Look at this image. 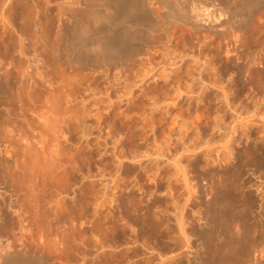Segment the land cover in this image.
Returning a JSON list of instances; mask_svg holds the SVG:
<instances>
[{
    "label": "rangeland",
    "instance_id": "374dc122",
    "mask_svg": "<svg viewBox=\"0 0 264 264\" xmlns=\"http://www.w3.org/2000/svg\"><path fill=\"white\" fill-rule=\"evenodd\" d=\"M156 1H144L154 25L141 51L104 63L95 43L65 46L72 31L86 37L85 0H0V254L46 264H264L259 63L243 78L221 70L231 45L228 54L242 53L235 64L246 62L237 17L227 47L224 35L176 23L167 40ZM88 46L93 64L73 56ZM197 57L222 88L199 79Z\"/></svg>",
    "mask_w": 264,
    "mask_h": 264
},
{
    "label": "bare ground",
    "instance_id": "6f19581e",
    "mask_svg": "<svg viewBox=\"0 0 264 264\" xmlns=\"http://www.w3.org/2000/svg\"><path fill=\"white\" fill-rule=\"evenodd\" d=\"M24 1V0H23ZM145 0H85V2L90 6V10L91 12H89L87 18V22H86V26H87V32H86V37L85 38H78L77 33L72 31L73 36L68 38L66 40L65 46L66 49L70 52H74V48L75 46H73L74 43H76L77 41H85L84 44L90 45L91 43H95V45L98 46V50L100 51V58L102 60V62L104 63H109V62H114V61H128L130 62V60H132L133 56H136V54H138V52H140V47L145 43V36L144 34L151 32V30L153 29V25L154 23L152 22L153 20L148 19L147 17H149V15H146V10H145ZM185 0H157L156 2L160 3L163 8H166V13L165 11H163V13H165V17L166 21L162 22V24L160 23L161 26V30L164 35H162V37H165V39L168 40V37L172 38L170 36V33H168V27L167 26H172L176 24H178L180 27L183 26L185 27L187 30L190 29V31H194L196 33H200V32H204L210 35H216V33H219L220 35H224L225 40L229 39V36H232V33H229L231 31L230 28L233 27V19H235L237 17V19H239V21H236V23H234V27L236 28H240V25H243V28L245 29V34H246V40H247V53L245 54V56H243V59H245L246 62L242 61V56H241V52L239 51V49H237L240 53L239 55L235 56L239 57L241 56L239 59H241V61L243 63H245V65H242L245 67H241L239 65L235 64L234 61V56H231L230 54H228V50L231 48V44L230 42L233 40H229L230 42L228 43L227 40L225 42H227L224 47H227V44L230 46V48H228V50L225 48V50H221L223 51L222 54L225 52L224 55V63L225 65H223L222 67L224 69L223 72H227L232 70L231 73H233L234 70H236V74L239 72L241 74V77L243 78V74L246 72L249 75V70L250 67H254L255 64H258L259 66L257 68H253L255 69V74L259 82H263L264 81V0H242L241 4L239 5H234L231 2H229L230 0H220L222 2V6L223 8H221V10H217V8H215L214 3L211 2V0H206V1H210L207 3L206 6L200 4L201 2H199V0H191L192 2L190 3V0H188L187 2ZM215 1V0H214ZM18 3V2H17ZM154 3V2H153ZM156 3V4H157ZM158 3V5H159ZM21 4V3H20ZM214 6V7H213ZM220 9V8H219ZM163 10V9H162ZM161 12V11H160ZM162 14V13H160ZM164 15V14H163ZM239 17V18H238ZM96 19V21L94 20ZM164 19V18H162ZM240 19H242L240 21ZM155 21V20H154ZM158 22V21H156ZM170 24V25H168ZM157 25V24H156ZM177 25V26H178ZM158 26V25H157ZM178 26V27H179ZM183 29V28H182ZM234 29V28H232ZM162 32H160V34H162ZM170 32V31H169ZM188 32V31H187ZM193 32V33H194ZM194 33V35L196 34ZM190 34V33H189ZM192 34V33H191ZM230 34V35H229ZM235 34V33H234ZM159 35V34H158ZM193 35V34H192ZM191 35V36H192ZM202 35V34H201ZM218 35V34H217ZM219 35V37H220ZM229 35V36H228ZM75 36V37H74ZM203 36V35H202ZM161 37V38H162ZM207 37V36H206ZM205 37V38H206ZM209 37V36H208ZM207 37V38H208ZM214 37V36H213ZM218 37V36H217ZM223 36H221L222 38ZM169 38V40H170ZM211 38V37H210ZM209 38V40H210ZM220 38V39H221ZM157 39V38H156ZM159 39V38H158ZM214 39V38H213ZM77 40V41H76ZM166 40V43H168ZM208 40V41H209ZM236 40V39H235ZM73 41H76L73 43ZM171 41V40H170ZM169 41V42H170ZM222 41H224V38L222 39ZM237 41V40H236ZM235 41V42H236ZM165 42V41H164ZM80 43V42H78ZM204 43V40H203ZM208 42H206L205 44H207ZM210 43V41H209ZM221 44H224L221 43ZM76 45V44H74ZM236 45V44H235ZM145 46V45H144ZM217 47V45H215ZM244 46V45H242ZM92 47V46H91ZM95 47V46H94ZM93 47V48H94ZM219 47V46H218ZM217 47V48H218ZM223 49V46H221ZM236 47V46H235ZM241 47V46H240ZM92 48V49H93ZM97 48V47H96ZM142 48V47H141ZM242 48V47H241ZM21 49V48H20ZM90 47L88 46L87 49L85 51H82L80 54H76L73 56H76L86 62V64H89L91 61L94 62L93 56L91 55L90 52ZM246 49V48H245ZM95 50V49H94ZM140 50V51H139ZM231 50V49H230ZM21 51V50H20ZM232 51V50H231ZM229 51V52H231ZM238 51L235 50V52L237 53ZM245 51V50H244ZM219 52V50H218ZM234 52V49H233ZM221 53V52H220ZM245 53V52H244ZM72 54V53H71ZM97 54V53H96ZM217 54V52H216ZM219 54V53H218ZM220 55V54H219ZM244 55V54H243ZM214 56V55H212ZM176 57V56H175ZM183 57V56H182ZM181 57V58H182ZM132 58V59H131ZM174 58V57H173ZM211 58V57H210ZM214 59V57H212ZM216 58V57H215ZM220 58V57H217ZM223 58V57H221ZM193 58V61H195L194 65H195V69L196 72H198V70H202V69H198V66L200 67L202 64V62H199L200 59ZM175 60V59H174ZM210 60V59H209ZM220 60V59H219ZM214 61V60H213ZM91 62V63H92ZM178 62V61H177ZM237 62V61H236ZM190 63V62H189ZM201 63V64H200ZM211 63V61H208V64ZM93 64V63H92ZM174 64V63H173ZM176 64V63H175ZM193 64V63H191ZM105 65V64H104ZM108 65V64H106ZM193 65V66H194ZM211 65H213L211 63ZM189 65L187 64V67ZM192 65H190L189 69L191 68ZM192 66V68H193ZM205 66V65H204ZM210 66V64L208 65ZM256 66V65H255ZM212 68V66H210ZM221 67V68H222ZM177 68V67H176ZM193 68V70H194ZM209 68V67H208ZM198 69V70H197ZM206 69V66H205ZM202 70L199 71V73L197 74V76H200V80H204L213 87L215 85V83L219 84V81L216 82V78H212L210 77L211 73L206 74V70ZM213 69V68H212ZM192 70V69H191ZM210 70V69H209ZM193 72V71H191ZM222 72V71H221ZM252 72V70H251ZM172 73V71H171ZM175 73V72H174ZM224 73V74H227ZM230 73V72H229ZM228 73V74H229ZM166 74V73H165ZM168 74V73H167ZM167 74L165 75V78L167 76ZM252 74V73H251ZM250 74V75H251ZM254 74V73H253ZM252 74V75H253ZM164 75V74H163ZM170 75V73H169ZM167 76L170 78V76ZM212 75V74H211ZM214 75V74H213ZM223 76V75H222ZM246 76V75H244ZM237 77V76H236ZM239 77V76H238ZM220 78V76L218 77ZM233 78V77H232ZM239 78V79H242ZM192 80H194L193 78H191ZM235 79V78H234ZM232 79V80H234ZM237 79V78H236ZM236 80L237 82L239 81ZM246 79V77H245ZM248 79V77H247ZM244 80V79H243ZM243 80H241L240 82L243 84H246V82L244 83ZM203 81V82H204ZM222 81V80H221ZM245 81V80H244ZM194 82V81H193ZM202 82V83H203ZM234 82V81H233ZM255 82V80H254ZM258 82V83H259ZM221 83V82H220ZM240 83V84H241ZM239 84V85H240ZM243 84L241 86H243ZM260 84V83H259ZM207 85V84H206ZM235 85V84H234ZM216 85V87H218ZM220 87V86H219ZM218 87V88H219ZM223 85L220 87L222 88ZM244 87V86H243ZM203 88H207V87H203ZM209 88V87H208ZM238 89V88H236ZM242 89V87L239 86V90ZM222 90V89H221ZM224 90V89H223ZM245 91V90H244ZM241 92V91H240ZM243 92V91H242ZM179 93V92H178ZM222 93V92H221ZM224 93V92H223ZM180 94V93H179ZM178 94V95H179ZM217 94V93H215ZM238 94V93H237ZM240 94V93H239ZM243 94V93H242ZM176 96V95H175ZM180 96V95H179ZM212 96V95H211ZM225 95L223 94V97ZM177 97V96H176ZM214 97V96H213ZM218 97V96H217ZM222 97V98H223ZM225 98V97H224ZM216 99V98H215ZM212 100V99H211ZM226 100V99H225ZM226 102V101H225ZM237 122V121H236ZM242 123V122H241ZM245 124V123H244ZM239 125V124H238ZM244 127V126H243ZM233 128V127H232ZM236 130V129H235ZM235 132V131H234ZM229 134V133H228ZM228 137V135H227ZM223 146V145H222ZM229 152V151H228ZM256 158V157H255ZM179 163V162H178ZM177 163V164H178ZM230 169V168H229ZM236 171V170H235ZM232 174V173H231ZM230 174V176H231ZM229 176V178H230ZM232 177V176H231ZM235 179V178H234ZM105 197V196H104ZM219 198V197H218ZM226 198V197H224ZM104 199V198H103ZM106 199V198H105ZM97 200V199H96ZM101 200V199H99ZM220 200V199H219ZM223 200V199H222ZM234 200V199H233ZM103 201V200H102ZM115 201V200H114ZM232 201V199H231ZM100 202V201H99ZM106 202V201H104ZM112 202V201H111ZM230 202V201H229ZM228 202V203H229ZM92 203V202H91ZM98 203V202H97ZM226 203V202H225ZM223 203V204H225ZM101 204V203H100ZM121 204V203H120ZM233 204V203H232ZM117 205V204H116ZM115 205V206H116ZM220 205V203H219ZM231 205V204H229ZM249 205V204H248ZM98 206V205H97ZM103 206V205H102ZM114 206V205H113ZM228 206V205H226ZM235 206V205H234ZM254 206V205H253ZM101 207V206H100ZM118 207V205H117ZM129 207V206H128ZM127 207V208H128ZM233 207V206H232ZM238 207V206H237ZM109 208V207H108ZM111 208V207H110ZM119 208V207H118ZM117 208V209H118ZM132 209V208H131ZM110 210V209H109ZM95 211V210H94ZM111 211V210H110ZM113 211V210H112ZM117 211V210H116ZM102 212V211H101ZM119 212V211H118ZM108 213V212H107ZM124 213V212H123ZM126 213V212H125ZM94 214V213H92ZM116 214V212H115ZM131 214V213H130ZM134 214V213H133ZM100 215V214H99ZM110 216V215H109ZM127 216V215H126ZM133 216V215H132ZM136 216V215H135ZM133 216V218L135 217ZM99 217V216H98ZM113 219V218H110ZM109 219V221H110ZM119 219V218H118ZM221 219V218H220ZM122 220V219H121ZM222 220V219H221ZM113 221H115V223H118L117 220H111L112 223H114ZM121 222V221H120ZM124 222V221H123ZM126 222V221H125ZM145 222V221H144ZM148 222V221H147ZM134 223V222H133ZM146 223V222H145ZM120 224V223H119ZM121 227V225H119ZM125 224V223H124ZM149 223H147L148 225ZM181 224V223H180ZM212 224V223H211ZM117 225V224H116ZM141 225V224H140ZM145 225V224H143ZM146 225V226H147ZM256 225V224H255ZM113 226V225H112ZM124 226V225H122ZM115 227V226H114ZM127 227V226H125ZM124 227V228H125ZM149 227V226H148ZM106 228V227H105ZM112 228V227H111ZM117 228V227H116ZM145 228V227H144ZM212 228V227H211ZM109 230V229H108ZM107 230V231H108ZM127 230V228H126ZM133 230V229H132ZM111 232V231H110ZM122 233V231H119V233ZM129 232H131L129 230ZM133 232V231H132ZM131 232V234H132ZM211 233V232H210ZM109 234V233H108ZM125 234V233H124ZM123 234V235H124ZM120 235V234H119ZM127 235V234H126ZM136 235V234H135ZM121 236V235H120ZM125 236V235H124ZM130 237V234L128 235ZM132 236V235H131ZM109 237V236H108ZM123 237V236H121ZM135 236H133L134 238ZM137 237V236H136ZM107 238V237H106ZM110 238V237H109ZM108 238V239H109ZM117 238V237H116ZM126 238V237H124ZM132 238V237H131ZM122 239V238H121ZM113 240V237H112ZM115 240V239H114ZM113 240V241H114ZM120 240V238L118 239V241ZM135 240V238L133 239ZM122 241V240H121ZM129 241L130 238H129ZM110 242V240H109ZM115 242V241H114ZM123 242V241H122ZM135 242V241H133ZM132 242V243H133ZM125 243L126 239H125ZM131 243V244H132ZM130 244V243H129ZM134 244V243H133ZM4 248V247H3ZM1 248V250L3 249ZM131 248V247H130ZM134 248V247H133ZM4 249H8L7 247ZM135 249V248H134ZM131 250V249H130ZM7 251V250H6ZM128 251V250H127ZM2 252H5L2 251ZM1 252V253H2ZM13 252V250H12ZM5 254V255H4ZM3 255L0 254V264H46L44 262V260L42 259H36L35 257H33V255L30 256V254H23L20 252H6ZM131 254V253H129ZM126 255V254H125ZM128 258V257H127ZM205 263V262H204ZM201 264V263H200ZM203 264V262H202Z\"/></svg>",
    "mask_w": 264,
    "mask_h": 264
}]
</instances>
